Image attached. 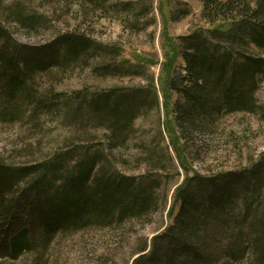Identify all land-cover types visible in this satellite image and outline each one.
I'll list each match as a JSON object with an SVG mask.
<instances>
[{
  "label": "trees",
  "instance_id": "1",
  "mask_svg": "<svg viewBox=\"0 0 264 264\" xmlns=\"http://www.w3.org/2000/svg\"><path fill=\"white\" fill-rule=\"evenodd\" d=\"M107 1L70 0V7L78 18L107 15L114 9ZM196 1L201 23L186 35L168 36L160 63L140 55L136 62L116 60L118 45L81 33L61 34L42 47L21 44L0 23V101L30 95L34 118L54 113L78 137L27 164L0 159V264L28 254L43 264L58 232L79 222L117 232L134 222L144 226L167 207L170 183L181 175L171 193L170 221L149 240L140 238L128 264H264V152L241 168L202 174L193 165L203 147L191 146L228 113L264 111L256 98L264 80V0ZM16 15L27 27L37 24L21 10ZM73 62L95 75L123 78H144L149 67L160 68L146 86L30 94L35 71ZM145 112L153 121L147 132L141 130ZM132 142L136 163L146 168L129 174L125 152ZM196 241L204 248L218 244L221 257L208 248L201 252Z\"/></svg>",
  "mask_w": 264,
  "mask_h": 264
},
{
  "label": "rangeland",
  "instance_id": "2",
  "mask_svg": "<svg viewBox=\"0 0 264 264\" xmlns=\"http://www.w3.org/2000/svg\"><path fill=\"white\" fill-rule=\"evenodd\" d=\"M107 4L114 7L110 14L90 11L87 17L78 18L75 6L70 7V0H0V23L21 44L42 47L61 34L81 33L103 44L118 45L121 56H117L116 60L136 62L140 55V58L148 57L159 63L164 60V52L169 50L168 36L175 38L186 35L201 23V4L196 0H108ZM124 4L129 9L124 10L127 8ZM18 10L23 12L25 18H34L37 24L30 28L20 23L16 15ZM179 10H190V14L182 17ZM159 68L160 65L149 67L144 71V78H123L111 73L95 75L90 67L73 62L66 68L53 66L49 71H35L34 79L29 81L28 86L30 94L37 98H47L51 92L72 93L85 87L146 86L153 73L155 77L158 76ZM256 98L261 109H264V80L260 83ZM5 103L0 101V110L6 112L3 115L0 113V159L6 163L23 165L41 160L57 147H64L70 137L78 138L73 132L74 127L61 123V118L58 120L54 113L41 112L37 119L34 118L35 100L30 95L28 99ZM150 112H145L147 119L141 129L144 132L151 129L153 124ZM216 127V131H212L213 128L208 130L191 144L193 150L197 146L203 147L193 165L197 172L204 174L207 170L238 169L264 152V111L257 114L228 113L216 122ZM98 135L102 140L103 133ZM134 144L132 142L128 147L130 150L125 152L130 164L124 170L129 174L146 168L144 164L138 166L136 163L137 155L134 154L138 153ZM182 178L181 175L172 179L169 204L167 207L160 204V210L150 223L143 226L134 222V225H128L127 229L119 232L80 222L71 225L58 232L43 264H128L131 254L140 245V238L149 240L170 221L167 213L172 189ZM209 232L218 233L216 230ZM198 234L200 236L202 233ZM221 237L222 233L218 235L219 239ZM195 245L201 252L215 253L213 258L217 255L221 257L218 244L204 248V241H196ZM35 258L34 254H28L16 264H35ZM186 261L183 263L187 264Z\"/></svg>",
  "mask_w": 264,
  "mask_h": 264
}]
</instances>
